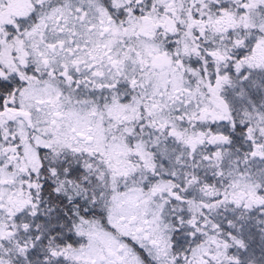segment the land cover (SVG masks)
<instances>
[{
    "label": "snow or ice",
    "instance_id": "obj_1",
    "mask_svg": "<svg viewBox=\"0 0 264 264\" xmlns=\"http://www.w3.org/2000/svg\"><path fill=\"white\" fill-rule=\"evenodd\" d=\"M0 264H264V0H0Z\"/></svg>",
    "mask_w": 264,
    "mask_h": 264
}]
</instances>
